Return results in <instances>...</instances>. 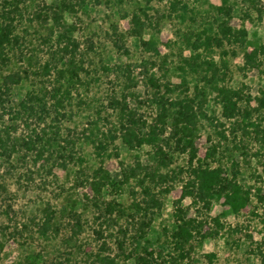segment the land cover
Segmentation results:
<instances>
[{
	"label": "rangeland",
	"instance_id": "obj_1",
	"mask_svg": "<svg viewBox=\"0 0 264 264\" xmlns=\"http://www.w3.org/2000/svg\"><path fill=\"white\" fill-rule=\"evenodd\" d=\"M58 3L0 0V10L18 6L17 41L9 47L4 73H15L19 79L0 103V130L5 134L2 129L12 122L9 113L20 108L29 92L50 109L43 120L40 115L28 123L17 119V130H12L17 151L0 156V264H27L34 257L38 264H102L98 254L113 256L117 264H137L136 255L144 245L164 250L167 258L174 252L169 233L176 200L189 177V158L168 139L170 117L155 101L151 76L162 84V92L168 85L174 89L168 94L172 98H201L200 92H206L212 120L201 121L198 157L222 166L230 177L236 170L239 182L251 190L250 202L237 214L227 211L222 198L199 215L206 222L203 232L209 235L202 242L192 241L194 249L183 264H264V143L243 135L235 118L222 116L214 85L204 78L205 61L214 60L221 70L219 83L242 87L254 97L262 95L264 51L259 54L261 65L248 69L244 47L264 46V0H69L74 9H65L64 15L76 26L77 49L52 33V7ZM136 12L145 20L144 37L154 39L160 53L145 50L131 33ZM228 18L235 29L247 30L245 45L226 41L221 47H193L197 33L216 35ZM192 55L198 57L193 67L185 60ZM71 61L77 76L68 70ZM128 111L147 127L155 123L165 127L160 143L171 157L168 166H160L153 146L130 147L123 142ZM25 139L35 140L31 149ZM213 144L218 149L210 157ZM139 162L170 174V179L155 185L146 178L141 185L131 177L119 187H93L100 166L122 180ZM147 171L138 170V178ZM144 186L157 195L160 207L149 204ZM115 202L121 206L109 212L107 207ZM183 204L196 215L198 206L190 197ZM144 207L153 212L151 223H146L150 215H144ZM49 210L55 211L53 227L45 237L38 228ZM141 229L146 231L144 238L139 236Z\"/></svg>",
	"mask_w": 264,
	"mask_h": 264
},
{
	"label": "trees",
	"instance_id": "obj_2",
	"mask_svg": "<svg viewBox=\"0 0 264 264\" xmlns=\"http://www.w3.org/2000/svg\"><path fill=\"white\" fill-rule=\"evenodd\" d=\"M69 0H59V3L52 7V19L53 28L52 33H56L57 39L60 42H67L73 45L77 49L79 46L78 41L74 38V31L76 26L69 24L64 15L65 9H74L72 4L68 3ZM84 1V0H81ZM17 5L12 10L1 9L0 10V103L5 102V96L8 94V90L13 83H17L19 80L15 73H4V67L8 66L10 61L9 47L16 43L17 35L15 34V16L17 15ZM131 33L137 36L147 51H154L160 53L159 47L156 41L152 38L146 39L144 37L145 20L139 13H134L132 17ZM220 31L216 35H210L203 30V32L197 33V40L192 44L194 48H199L202 45L210 48L213 44L217 46H223L225 42L239 43L245 45V36L247 34L246 29H235L228 20H223L220 25ZM207 33V35H204ZM202 35L204 38L202 39ZM202 42L200 43V40ZM191 41V37L188 39ZM244 60L245 67L256 68L261 65L259 59L260 51H264V46L261 44L255 46L253 49L244 47ZM197 57V56H196ZM195 56L185 58L188 64L193 67L197 65ZM198 58V57H197ZM208 64L204 78L209 85H214L213 89L216 91V97L218 103L221 105L222 116L226 120L235 118L238 126L242 130V134L254 137L255 140L264 143V128H262L261 111L264 107V90L262 95L254 97L251 94H247L242 87H234L225 83H219L218 77L220 68L214 60L205 61ZM226 66V63H225ZM49 68V64L45 66V69ZM211 72L209 74L207 71ZM70 73L74 76L79 74L74 61L70 62L68 68ZM49 71V69H48ZM64 70L62 69L61 72ZM150 84L155 90V101L161 106L164 113H167L170 117L171 132L168 136L169 140H174L177 149L188 154L189 158V177L183 185V193L180 198L176 200V209L174 211V225L170 230L169 238L173 246V253H170L168 258L164 255V250L157 251L154 248H150L148 245L142 247L143 252H138L136 255L137 264H183L185 259L191 256V250L194 249L192 241L199 240L200 242L205 239L209 233L203 232L205 226V220L200 218V214L211 210L215 200L224 198V205L227 206L229 213L237 214L248 205L251 199V190L246 188L237 179L238 172L233 170L234 175L228 176L222 166H212L210 162H205L198 157V147L196 139L199 136V127L203 119L212 120L211 115L206 111L207 96L206 92L202 90L200 92L201 98L191 97L185 95L182 97L172 98L168 94L173 92V88L168 85L166 91L162 92V84L158 81L156 76L149 78ZM39 98L33 92L28 93V98L21 101L20 108L13 110L10 114V124L5 126L2 134L0 130V156H11L17 151V137L12 135V130H17V119H21L28 123L27 120L35 115H40V119L43 120L45 115L50 114L47 102L36 100ZM257 99L259 104L253 105V100ZM57 105H60L62 100L57 98ZM119 107L120 101L116 103ZM115 105V104H114ZM124 112V111H123ZM123 130L121 133L122 140L130 147L151 145L154 147L155 155L159 159L160 166H168L171 162V157L167 153L166 148L160 143L161 135L165 134V127H161L158 123L150 124L146 126L145 121L136 118L134 111H128L126 114L125 122L122 124ZM38 139L41 136L37 135ZM226 138V135L224 136ZM167 139V140H168ZM24 145L26 148L31 149V143L35 140L25 139ZM100 147V146H99ZM98 154L102 155L99 151ZM217 145L213 144L209 149V156L214 157L217 152ZM196 162V163H195ZM264 165V160L262 161ZM149 169L146 172V176L138 178V170ZM95 180L93 187L96 189L102 188L105 184H111L113 187H119L125 181H128L131 177L137 178L141 185L145 184V179L149 178L155 185L168 182L171 175L165 172H161L159 169L150 170L148 165L138 163V166L130 168L124 175V179L115 180L112 178L110 172L103 166H100L94 173ZM145 193L149 195V204L152 206L160 207V200L157 195L154 194L149 186H144ZM260 190V189H259ZM186 197L192 199V204L197 205L196 215H190V207H185L183 200ZM262 197V196H261ZM121 205L118 203L109 204L107 210L113 212L117 210L116 207ZM144 215L149 216V220L146 223H151L153 220V212H148L149 208L144 207ZM119 210V209H118ZM55 211L49 210L47 217L39 224L38 231L42 236H48L49 231L53 227L52 217ZM57 231V228H56ZM97 234L102 236L103 232L97 231ZM146 231L141 229L139 236L141 238L146 237ZM149 243V242H148ZM150 244V243H149ZM214 255V254H210ZM98 258L102 264H117L115 258L111 255L98 254ZM27 264H38L37 257L27 260Z\"/></svg>",
	"mask_w": 264,
	"mask_h": 264
}]
</instances>
